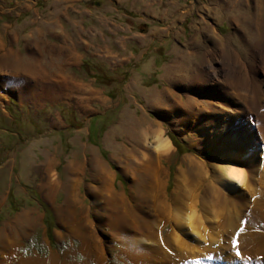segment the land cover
Wrapping results in <instances>:
<instances>
[{
  "label": "rangeland",
  "instance_id": "374dc122",
  "mask_svg": "<svg viewBox=\"0 0 264 264\" xmlns=\"http://www.w3.org/2000/svg\"><path fill=\"white\" fill-rule=\"evenodd\" d=\"M83 1L75 0L70 5L73 13L63 12L58 17L51 13L64 11V4H35L39 14L35 15L32 10L33 22L28 25L31 28L28 39L32 40L33 48L35 40L54 49L60 46L68 49L80 42L77 68L81 83L77 84V93L73 98H66L63 93L53 103L56 106L29 104V95H23L18 102L17 95L13 94L12 98H16L7 108L8 116L0 113V247L4 232L10 227L20 243L17 250L20 257L14 264H23L21 259L43 261L52 255L64 263L99 264L96 253L85 255L84 238L81 240L91 230L106 247L104 264H142L124 252L127 247L119 241L120 237L109 234L111 228L103 220L108 213L106 198L97 196L96 189L103 192L99 187L111 176L109 181L113 182L115 196L124 200L128 213L140 222L155 220L152 207L156 198L151 206V193L146 199L142 196L143 184H148L150 178L139 162L145 158L144 153L156 155L151 147L144 145V129L152 132L158 128L163 138L172 142L171 152L162 157L163 170L157 174L164 182L158 199L173 204L180 177L190 179L189 187L199 192L192 184L198 165L193 159L211 171L214 162L223 159L219 147L225 135L216 130L213 112L200 111L215 107L216 100H221L211 91L213 86L227 76H235L237 82L232 85L238 89L233 90L247 93L245 99L253 108L246 115L248 120L256 122L258 114L264 113L261 91L256 88L264 83V65L258 61L264 54V0H151L152 3L86 0L80 3ZM88 11L95 12L96 23L85 22L90 17ZM17 23L18 30L24 28L23 19ZM24 44L21 43L22 48ZM87 57L106 67L114 78H97V70L86 68L90 64L85 66ZM211 64L215 65L213 69ZM47 65L50 66L45 64L46 68ZM101 79L104 85L99 83ZM0 95L5 107L10 97L3 92ZM252 98H256L257 104L252 103ZM240 139H237L239 144ZM178 145L185 150L183 153L177 150ZM50 161H54L61 185L48 197ZM263 163L264 157L259 154L256 165H247L251 171L246 173L245 181L247 184L252 173L256 177L254 188L262 196L264 184L257 177L261 175ZM127 168L132 172H126ZM245 191L249 208L235 215L239 223L246 213L244 225L233 236L239 242L246 224L253 225L249 211L257 216L252 208L259 196L248 188ZM73 194L76 220H80L84 232L83 236L75 234L77 237L63 224V219L71 215ZM192 197L193 193L189 211H192ZM239 200L237 195L224 191L221 201H231L228 207L232 208L243 205ZM223 207L220 203L213 207L215 210L199 206L196 220L210 233H219L215 237H221L226 243L232 232L231 227L221 225ZM29 225L33 228L28 232ZM200 225L204 236L206 232ZM176 226L170 220L165 233L170 236ZM254 228L264 233V221L257 222ZM122 232L118 235L125 243H131L129 248L134 254L145 251L135 241L143 235L129 228ZM263 233L246 240L247 246L258 248V255L264 253ZM200 243L205 248L210 246L206 239L201 238L197 244ZM211 255L216 253L212 251Z\"/></svg>",
  "mask_w": 264,
  "mask_h": 264
},
{
  "label": "bare ground",
  "instance_id": "6f19581e",
  "mask_svg": "<svg viewBox=\"0 0 264 264\" xmlns=\"http://www.w3.org/2000/svg\"><path fill=\"white\" fill-rule=\"evenodd\" d=\"M258 61L262 66L264 65V54L258 57ZM214 67L215 65L211 64V68L213 69ZM262 79H264V77ZM223 81L219 80L211 89V91L214 94H217L221 100L218 102L216 100L214 104L215 107H211V109H200L202 112H213L212 114L216 122L215 125L217 126L216 130L219 131L221 136L225 135L224 139H222L223 142H221V145L218 144L220 145L219 148L221 149L220 151H222L223 159L219 160V162H214L215 164L213 165L214 168L212 171L206 169L199 161H195V159H193V163H197L198 165L197 171H195L194 174L196 177L192 184L196 185V189L199 191L198 193H196L195 190L193 191V188L189 187L190 179L187 180V177L184 176L180 177L179 184H177L178 195L173 204L163 201L161 198L158 199V194L161 192L164 182L157 173H160L163 170L161 162L163 155L165 153H170L172 150V142L164 139L161 130L158 128L153 129L152 132H150L151 130H149V128L144 129V145H146V147H151L156 155L152 157L147 156V153H144L145 158L139 162L142 166V171L145 172V174L147 173L150 178V181L147 182L148 184H143L145 189L142 196L146 199L151 193V206L153 199L155 201L156 198V202L152 207L153 212L156 214L155 220L152 219L147 222H140L138 219L134 218V214H129L127 207H125L126 205L124 200L121 197L115 196L113 182L109 181L111 176L107 180L105 178L106 181L102 183V187H99L104 193L100 190H96L97 196H103L106 198L105 204L108 209V213L103 216V220L106 225L111 228L110 231L112 233L109 232V234L116 235L118 238L120 237L119 241L127 247L124 252L136 262H142V264H182L183 261L188 262L187 264H252V262L254 264H264V253L258 255L257 247L252 245L247 246L246 244L248 237H260L262 235L261 232L263 233L260 229H255L254 225L259 221H264V196L258 193V190L256 189L257 187L254 188L255 186L253 183L256 182V177L253 176L252 173L250 174L247 184L245 182L246 173L251 171L248 170L246 166L252 164L256 165L257 156L259 154L262 156V159L264 157V113L258 114V117H256L258 121H249L247 118L248 116L246 115H248V111L253 112V108L252 105H250V101L245 99L248 97L247 93L243 94L242 91L233 90V88L236 90L238 89L236 86L232 85L233 82H237L235 76H227L226 79H223ZM256 88L261 91L260 94L263 99L261 104L264 107V83ZM251 101L252 103L257 104L255 102L256 98H252ZM228 136H230L231 139L226 138ZM235 136H237V138H235ZM239 138H241L239 140L241 141L240 144L237 141ZM229 139L232 141H228ZM232 144L234 146H232ZM47 171L49 173V182L46 185V187L49 188L47 194L48 196H51L52 194H55V189L61 185L58 175L54 170V161H50ZM125 171L132 172L130 168H127ZM142 171L141 174H143ZM260 171L261 175L259 174L257 180H260V183L262 181V184H264V167H261ZM153 176L154 180H152ZM99 179L101 180L102 177L99 176ZM246 188L256 193L257 197L259 196L257 200H254L252 208L257 213V216L252 214L253 212L251 213L249 211V217H251L250 220L253 222V225L250 226L248 223L246 224L244 227L245 230L241 234L243 238L239 242V240L236 239L234 241L233 236L237 230L244 225L243 221L246 213L244 212V216L242 215L239 223L236 222L235 215L238 214L239 211L243 212L245 209L249 208V200L247 198V192L245 191ZM224 191L237 195L238 198L242 200H239V202H243V205L241 203L240 207L234 206L229 208L228 206H231V204H229L231 201H226L228 204L221 201L223 199ZM192 193V199L194 201H192V211H189L191 206H189L188 203ZM73 196H75V194L72 195V204L69 208V213H71V215L67 219H63V224L69 231L71 230L74 235L81 234L83 236L84 232H82L80 220H76L78 215L74 210ZM118 199L121 200V204ZM218 203H220L222 207L225 206L223 207L225 214L221 225L231 227L230 230L232 234L229 235V238L225 241L226 243H223L224 239H221V237H215L219 235V233H210L204 225L201 226V223L197 224L196 220L199 206L206 209H213V207H215ZM172 219L176 222L177 226L173 227L174 230H172V233L169 236L165 233L164 228ZM164 220H166L165 224L164 226H161ZM91 224L92 222H90V226H92ZM198 225L205 230L207 234H205L206 236H202ZM181 226L185 227L183 228L184 230L179 228ZM32 228V225H29L27 231L29 232ZM126 228L143 235L139 239L135 240L138 244L140 243V246L138 247L145 249V251L140 255L134 254L129 248L131 243H125V241L121 238V235H118V233H121ZM4 233L2 242L3 245L0 247V263L14 264L16 259H19L20 257L17 256V250L20 247V243L18 242L15 231L11 230L10 227L7 228ZM191 233H194L196 236H193ZM77 235L75 236L77 237ZM85 235V237H81V240L84 238L82 243H84L85 251L83 249L82 250L86 252L85 255L89 254L91 256L93 253H96V258L99 261V264L107 262V257L104 255L106 247L104 246L103 240L99 238L100 236L98 237L93 230H91L88 235L85 233ZM187 236L189 238L192 237V239H189ZM201 238L208 240L210 245L209 248L201 246V243L197 244ZM193 240L196 242L198 240V242L194 243ZM236 241L239 243L237 244ZM260 244H262V242H260ZM173 248L175 250H172ZM203 251H206L205 254ZM210 251L211 254L212 251L215 252L217 257L209 254ZM237 252L240 254L237 255ZM205 255L210 257L204 258L207 257ZM21 260L23 264H71L57 260L56 255H52L50 258L47 257L43 261H40L41 259L39 258H35L33 261H27L25 259Z\"/></svg>",
  "mask_w": 264,
  "mask_h": 264
},
{
  "label": "crops",
  "instance_id": "0c3cea01",
  "mask_svg": "<svg viewBox=\"0 0 264 264\" xmlns=\"http://www.w3.org/2000/svg\"><path fill=\"white\" fill-rule=\"evenodd\" d=\"M31 1L0 0V94L3 92L5 96L10 97L9 102L5 103V107H2L0 97V113L4 116H8L7 108L11 105L13 98H16H12L13 94L17 95L18 102L22 101L23 95H29V104L53 105V103L59 101L63 93L66 98H73L77 93V84L81 83L79 68H77L81 55L79 51L80 42L74 43L68 50L64 46L55 47V49L54 47L48 48L43 46L41 41L35 40L33 42L35 47L33 48L32 40L28 39V37H31V28L28 25L33 22L32 10L35 15L39 14L38 8L34 7L35 4H39V6L45 3H58L59 6L64 4L62 5L64 11L51 13V15L58 17L63 12L73 13V10H70V5H74L75 0H40L41 5L40 2L33 1L31 3ZM105 1L107 3H152L151 0ZM80 3H86V0ZM87 14L90 17L85 19V22L96 23L97 19L94 21L95 12L88 11ZM56 17L53 19L56 20ZM21 19H23L25 25L24 28L18 30L19 23L17 22ZM23 31L25 34L22 33ZM49 32L55 34L51 28H49ZM50 33L45 35L46 38ZM24 42L22 48L21 43ZM51 44L54 43L51 42ZM89 51L91 52V50ZM45 64L50 66L47 65L46 68ZM74 74L76 77H74ZM4 89H7V91ZM65 109L68 111L67 108ZM7 137L9 140L12 139L8 134Z\"/></svg>",
  "mask_w": 264,
  "mask_h": 264
},
{
  "label": "trees",
  "instance_id": "16d2710c",
  "mask_svg": "<svg viewBox=\"0 0 264 264\" xmlns=\"http://www.w3.org/2000/svg\"><path fill=\"white\" fill-rule=\"evenodd\" d=\"M95 62H96V60H94L92 57H87V59L85 61V66H86V64L87 65L90 64L91 66H89V67L87 66L86 68L96 69L97 73H95L96 74L95 76L97 78H108L109 80H112L114 78L112 72H110L106 67H104V66L102 67L100 63H95ZM99 83L104 85L105 82L103 81V79H101V80H99ZM68 121L70 123H72L71 119H68ZM177 148H178L177 150L181 153H183L185 151V150L181 149V147L179 145L177 146Z\"/></svg>",
  "mask_w": 264,
  "mask_h": 264
},
{
  "label": "snow or ice",
  "instance_id": "6c2138e0",
  "mask_svg": "<svg viewBox=\"0 0 264 264\" xmlns=\"http://www.w3.org/2000/svg\"><path fill=\"white\" fill-rule=\"evenodd\" d=\"M240 253L239 252H237V255H239Z\"/></svg>",
  "mask_w": 264,
  "mask_h": 264
}]
</instances>
